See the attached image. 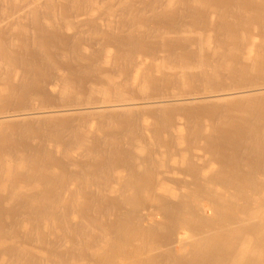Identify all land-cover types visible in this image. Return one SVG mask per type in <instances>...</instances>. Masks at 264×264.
Here are the masks:
<instances>
[{"label":"bare ground","instance_id":"bare-ground-1","mask_svg":"<svg viewBox=\"0 0 264 264\" xmlns=\"http://www.w3.org/2000/svg\"><path fill=\"white\" fill-rule=\"evenodd\" d=\"M0 264H264V0H0Z\"/></svg>","mask_w":264,"mask_h":264}]
</instances>
